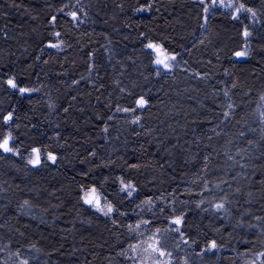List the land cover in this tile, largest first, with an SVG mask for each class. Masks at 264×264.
Wrapping results in <instances>:
<instances>
[{"label": "trees", "instance_id": "1", "mask_svg": "<svg viewBox=\"0 0 264 264\" xmlns=\"http://www.w3.org/2000/svg\"><path fill=\"white\" fill-rule=\"evenodd\" d=\"M244 2L260 23L214 8L205 24L199 0H151L149 11H137L149 0H0V113L15 109L24 152L0 160V264H134L121 253L174 227L173 208L185 211L191 239L163 233L170 264H264V0ZM244 25L252 35L238 60ZM57 40L61 49L47 47ZM148 40L177 54L172 71L156 75ZM9 76L38 91L20 96ZM130 93L149 101L139 124L116 111L134 102ZM31 146L56 163L28 166ZM121 179L133 197L119 192ZM89 186L124 215L85 206ZM153 212L143 235L129 231ZM212 239L218 248L198 255Z\"/></svg>", "mask_w": 264, "mask_h": 264}, {"label": "snow or ice", "instance_id": "2", "mask_svg": "<svg viewBox=\"0 0 264 264\" xmlns=\"http://www.w3.org/2000/svg\"><path fill=\"white\" fill-rule=\"evenodd\" d=\"M199 4L202 6V12L204 14L203 18L205 24L208 22V19L211 15H213V9L219 8L225 11L231 10L229 15L232 20H239L240 17L244 14H247L250 22L252 23H260L258 19V12L255 8L247 6L244 0H199ZM152 7L151 0L144 6L137 8V11H149ZM61 12L64 9H60ZM65 15L70 16L73 22H80L77 13L75 11L65 13ZM57 17L53 16L51 18L52 22L56 21ZM204 27V25H201ZM60 33L56 32L55 36L60 37ZM244 42V48L241 50L234 51L233 55L237 58H246L248 55L247 45L249 38L252 33L249 30L248 25H244L243 31L241 33ZM63 45L62 40H57L56 42H49L47 44L48 48L53 49H61ZM144 50L149 55L150 63L157 68L156 75H160V69L164 72H170L176 66L174 62L177 61V54L174 52H170L167 50L162 44L154 42L152 40H148L147 43L144 44ZM92 70V66H89V71ZM3 83L7 85V88L12 90L13 92L18 93L20 96L31 95L32 92L38 91L35 88H28L21 86L18 80L14 77H7L3 80ZM126 91L125 88H120V92L124 93ZM134 97V102L131 103L130 106L126 107H117V112H123L129 115H132L131 123L139 124L140 123V115L138 114L140 111L146 109L149 105V101L145 95L135 96V94H131ZM227 96V92L225 93ZM261 100L264 101V96L261 97ZM228 108H233L232 104H228ZM134 114V115H133ZM225 120L230 117V113L225 111L223 113ZM113 117L109 116L108 120H112ZM15 120V109L8 111L6 114L0 113V125L4 126L8 129V131L4 134H0V160H4L5 158L10 157H20L24 158L23 152V142L19 144L16 143L17 137L11 131L13 127V123ZM224 121H221L223 123ZM261 123H264V116L261 117ZM107 131V128H105ZM207 159V158H206ZM231 159V156L229 157ZM57 160V156L51 152H47L45 159V150L41 147L31 146L30 153L26 158V164L33 169L40 168L46 162H51L55 164ZM243 167V165L241 166ZM219 187V185H217ZM205 189H207V184H205ZM82 195L80 196V201L82 203L93 209L96 212H99L101 215L111 218L114 214L119 212V209L115 208L112 203L107 201V198H102L100 190L96 186H89L87 188H82ZM137 191L136 186H134L131 182H125L123 179L120 181L119 192L125 193L126 197L131 198L133 194ZM122 197L121 199H123ZM143 204L148 206L147 211L152 212V205L154 201L151 198H147L143 201ZM29 205L28 200H24L21 207H27ZM197 207H200V204H197ZM215 212H223L225 210V202L216 203L214 205ZM159 212L163 214L165 212V208L162 207L159 209ZM120 215H124L123 212H119ZM155 212H153V217L149 219H142L140 222L136 223L134 226L132 224L128 225L129 231L133 233H138L143 235L140 231L143 226L154 225L155 222ZM167 223L174 227L169 229L161 230L160 228H156L155 232H151L147 237V240L141 244H131L129 249L123 251L121 254L127 258H130L134 261L139 259L141 264H147L148 260L152 261V264H170V260L172 258V252L167 248V240L164 238L163 233L171 232L174 233L175 236L172 239L179 240L180 243L185 245L189 244L190 237L187 236L186 232L183 230L186 226V213L183 209L177 210L173 208L171 214L166 217ZM115 223V221H113ZM250 227H255L254 225H250ZM195 239H192V243H196ZM205 248L201 250V253H197L198 255L202 254L205 251H213L218 248L217 242L212 239L209 241H205ZM178 246V244H177ZM2 250V249H0ZM146 254V255H142ZM164 257H168L169 259H161ZM261 257H264V251H261L259 255L256 257V260L259 261ZM11 258V257H10ZM20 264H28L27 260H22ZM255 264V262H254Z\"/></svg>", "mask_w": 264, "mask_h": 264}, {"label": "rangeland", "instance_id": "3", "mask_svg": "<svg viewBox=\"0 0 264 264\" xmlns=\"http://www.w3.org/2000/svg\"><path fill=\"white\" fill-rule=\"evenodd\" d=\"M244 59L245 58H240L238 60H244ZM142 255H146V254H143L142 253ZM133 262H134V264H141V261L139 259H137L136 261L133 260ZM147 264H152V261L151 260H148Z\"/></svg>", "mask_w": 264, "mask_h": 264}]
</instances>
